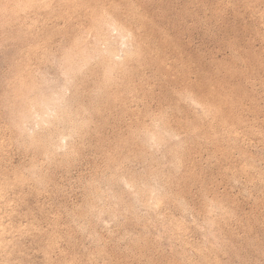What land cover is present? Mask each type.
<instances>
[{
	"label": "rangeland",
	"instance_id": "obj_1",
	"mask_svg": "<svg viewBox=\"0 0 264 264\" xmlns=\"http://www.w3.org/2000/svg\"><path fill=\"white\" fill-rule=\"evenodd\" d=\"M0 264H264V0H0Z\"/></svg>",
	"mask_w": 264,
	"mask_h": 264
}]
</instances>
